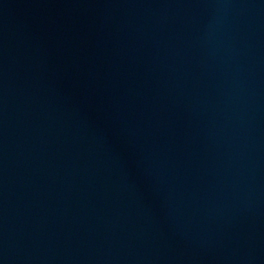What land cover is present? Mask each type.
Instances as JSON below:
<instances>
[{"label":"water","instance_id":"water-1","mask_svg":"<svg viewBox=\"0 0 264 264\" xmlns=\"http://www.w3.org/2000/svg\"><path fill=\"white\" fill-rule=\"evenodd\" d=\"M264 53V0H224Z\"/></svg>","mask_w":264,"mask_h":264}]
</instances>
